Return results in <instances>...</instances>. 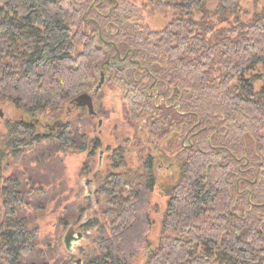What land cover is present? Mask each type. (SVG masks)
<instances>
[{
	"label": "trees",
	"instance_id": "trees-1",
	"mask_svg": "<svg viewBox=\"0 0 264 264\" xmlns=\"http://www.w3.org/2000/svg\"><path fill=\"white\" fill-rule=\"evenodd\" d=\"M168 1L180 16L152 31L122 0H0V106L20 112L0 148V264H51L21 210L29 204L25 185L17 175L4 178V158L22 159L45 141L71 145L69 123L47 133L37 123L58 118L92 90L103 65L107 73L127 64L146 75L131 76L133 111L139 105L163 111L145 92L151 83L179 102L186 138L176 156L177 180L163 187L169 200L159 245L144 240L125 249L122 242L138 222L149 221L146 195L156 183L150 156L146 180L131 196H114L125 175L107 185L114 190L110 230H101L99 252L88 264H133L138 248L141 264H264V75L250 74L264 68V10L243 21V0H219L215 11L206 8L208 0ZM167 88L174 89L169 96ZM168 131L158 123L153 135ZM207 136L210 142L200 145Z\"/></svg>",
	"mask_w": 264,
	"mask_h": 264
},
{
	"label": "rangeland",
	"instance_id": "rangeland-1",
	"mask_svg": "<svg viewBox=\"0 0 264 264\" xmlns=\"http://www.w3.org/2000/svg\"><path fill=\"white\" fill-rule=\"evenodd\" d=\"M126 7H135L141 18V24L152 31H160L173 19H177L180 13L174 8V2L168 0H122ZM219 0H208L206 8L215 11ZM240 16L243 21H248L256 13L264 10V0H243L240 5ZM193 17L200 19L201 14L194 12ZM193 18L192 16H187ZM82 49V48H81ZM80 49V50H81ZM142 80L143 70L130 64L121 69L111 66L107 70V80L102 90L94 97L95 109L98 116H91L87 108L75 107L70 113L65 106L62 114L56 118H43L39 124V130L47 133V123L63 119L68 121L71 128L73 143L68 147H62L45 141L42 145H35L32 151L25 152L22 159L7 156L3 160L4 178L17 175L25 185L29 204L21 208L22 212L31 221V226L39 231V247L47 250L51 264H75L77 259H82L88 264L92 256L100 249L101 230L106 227L110 230V218L107 215L109 201L111 200L112 186L115 184V176H124L126 182L117 186L114 196L127 198L134 192L139 182H144L148 171L146 162L150 156L155 158L154 170L156 183L151 192H147L144 209L145 217L149 221L143 226L138 222L134 230L123 237L125 249L140 247L142 241L147 240L151 246L159 245L163 233V219L167 209L169 196L163 191V187H170L177 180L176 156L181 150V143L185 142L180 122L181 108L177 105L175 97L169 95L167 99L160 94V90L148 84L150 79L144 78L141 84H148L146 94L163 108L162 112L155 113L138 106V111H133L136 104L132 97L133 89L129 86L131 76ZM253 76L264 75V68L258 67ZM99 81L95 80V84ZM261 81L255 83L259 89ZM165 94V93H164ZM156 98V99H154ZM179 103V102H178ZM168 106H172L170 115ZM0 108L4 116L0 117V148L6 142L10 133L9 124H14L20 117V112L12 105L6 104ZM175 111V114H173ZM167 114V115H166ZM168 115L170 118L168 119ZM103 123L99 126V120ZM170 122V127L164 126V122ZM159 123L164 132L157 138L153 135V128ZM192 137V136H191ZM190 137V139H191ZM202 146L210 138L201 140ZM250 143V140H249ZM172 144V145H171ZM20 151V150H19ZM162 155L167 160L161 159ZM173 165V166H169ZM94 179V195L87 196L90 186L86 180ZM108 185V186H107ZM114 186V185H113ZM145 200V201H146ZM89 218V219H88ZM88 221L81 227L82 221ZM74 226L78 231H83L87 239L80 240L73 247L72 253L66 252L63 238L69 227ZM143 228V229H142ZM137 229H142L141 239L136 238ZM141 241V242H140ZM48 246V247H47ZM141 250V249H140ZM135 250L133 264H141L143 251Z\"/></svg>",
	"mask_w": 264,
	"mask_h": 264
},
{
	"label": "water",
	"instance_id": "water-1",
	"mask_svg": "<svg viewBox=\"0 0 264 264\" xmlns=\"http://www.w3.org/2000/svg\"><path fill=\"white\" fill-rule=\"evenodd\" d=\"M110 61H107V64H109ZM102 70L99 73H96L97 76L99 77V81L96 83V85L90 90L89 92L82 93L75 97L71 101V106H76V107H87L88 113L92 116H98V113L95 109V104H94V97L100 93L102 90L103 86L106 83L107 80V73L105 72V65L102 66ZM97 67H95V70ZM71 111V107L68 108V112ZM4 116V111L2 108H0V117ZM103 123L102 119L99 120V126H101ZM56 125H66L65 120H59L56 121L53 124V127ZM84 239V234L82 232H77L73 226L69 227L68 231L66 232L63 242L65 244L66 250L68 252L73 251V245H75V242H79L80 240ZM77 244V243H76ZM145 257L147 254L144 255ZM75 264H82V259H77Z\"/></svg>",
	"mask_w": 264,
	"mask_h": 264
},
{
	"label": "flooded vegetation",
	"instance_id": "flooded-vegetation-1",
	"mask_svg": "<svg viewBox=\"0 0 264 264\" xmlns=\"http://www.w3.org/2000/svg\"><path fill=\"white\" fill-rule=\"evenodd\" d=\"M156 99V98H155ZM69 107H72L71 108V111L76 107V106H69ZM83 108H87V107H83ZM70 111V112H71ZM70 112H68V113H70ZM60 120H63V119H60ZM59 121V120H58ZM65 121H66V119H65ZM54 124V123H53ZM48 127H49V130H56V129H58L59 127H61V126H63V125H56L55 127H53V125L52 124H49V123H47L46 124ZM66 126H68V121H66ZM169 166H173V165H169ZM86 184H88L89 186H90V189L88 190V195L87 196H91L92 197V195H94V191H95V184H94V179H92V178H89V179H87L86 180ZM89 219V218H88ZM87 220L85 219V221H82V223H81V227H84V226H86V224H87ZM74 227V226H73ZM75 228V227H74ZM76 230V229H75ZM77 231V230H76ZM77 232H82L83 233V231H80V230H78ZM84 234V238L85 239H87V236L85 235V233H83ZM82 240H84V239H82ZM76 243L78 244L79 242H75V245H76ZM75 245H73V247L75 246ZM70 254H72V255H75L74 253H72V252H69ZM77 261V260H76ZM76 263V262H75ZM82 264H84V262H83V260H82Z\"/></svg>",
	"mask_w": 264,
	"mask_h": 264
},
{
	"label": "bare ground",
	"instance_id": "bare-ground-1",
	"mask_svg": "<svg viewBox=\"0 0 264 264\" xmlns=\"http://www.w3.org/2000/svg\"><path fill=\"white\" fill-rule=\"evenodd\" d=\"M72 108V107H71ZM68 112V111H67Z\"/></svg>",
	"mask_w": 264,
	"mask_h": 264
}]
</instances>
